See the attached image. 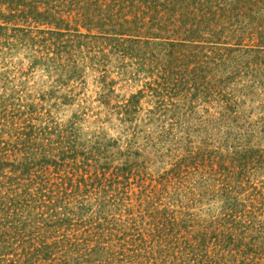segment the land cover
<instances>
[{
    "label": "rangeland",
    "instance_id": "1",
    "mask_svg": "<svg viewBox=\"0 0 264 264\" xmlns=\"http://www.w3.org/2000/svg\"><path fill=\"white\" fill-rule=\"evenodd\" d=\"M0 264H264V0H0Z\"/></svg>",
    "mask_w": 264,
    "mask_h": 264
}]
</instances>
